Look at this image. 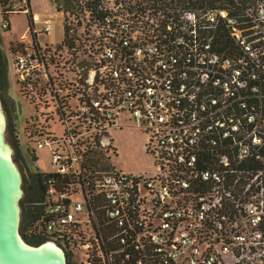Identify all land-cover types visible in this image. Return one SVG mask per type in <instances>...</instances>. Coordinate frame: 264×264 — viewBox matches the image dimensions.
<instances>
[{
    "label": "built area",
    "instance_id": "built-area-1",
    "mask_svg": "<svg viewBox=\"0 0 264 264\" xmlns=\"http://www.w3.org/2000/svg\"><path fill=\"white\" fill-rule=\"evenodd\" d=\"M51 2L57 44L30 0H0V32L27 17L9 46L27 154L50 152L24 234L67 264H264V0ZM126 123L151 171L111 163Z\"/></svg>",
    "mask_w": 264,
    "mask_h": 264
},
{
    "label": "rangeland",
    "instance_id": "rangeland-1",
    "mask_svg": "<svg viewBox=\"0 0 264 264\" xmlns=\"http://www.w3.org/2000/svg\"><path fill=\"white\" fill-rule=\"evenodd\" d=\"M42 1H44L45 4H49V0ZM13 20L15 22L13 29L16 30V33L22 34L27 26L26 15H15ZM44 21H50L52 23V30L50 31L49 35L41 37L40 41L46 42L48 44L60 43L63 40L61 17L59 15H54L53 13V15H49V17L47 15L44 18ZM19 38V36H14L13 33L5 34L0 32V54H2L7 61L9 82V88L2 96H0V101L6 117L7 126L9 124V118L11 121V129L8 130L6 127L5 137L7 143L12 148L13 160L21 172L22 179L23 175H26L27 173V178L30 180L31 173H33L32 170L38 169L41 172H48L50 170V152L47 148L37 150L36 163L27 154V148H29V146L26 141L24 129L28 125V118L33 113V111L27 105L19 92L15 81L11 56L9 53L10 41L15 42L16 40H19ZM5 106L8 108V111L5 110ZM14 126H16V130L18 132H15ZM110 135L112 136L114 146L118 152V156L116 157L114 155H110L111 163H113L117 169L130 173L151 171L152 161L145 154L143 148L146 138L144 133L138 127H136V125L126 123L121 130H111Z\"/></svg>",
    "mask_w": 264,
    "mask_h": 264
},
{
    "label": "water",
    "instance_id": "water-1",
    "mask_svg": "<svg viewBox=\"0 0 264 264\" xmlns=\"http://www.w3.org/2000/svg\"><path fill=\"white\" fill-rule=\"evenodd\" d=\"M13 164L16 168L0 155V264H67L65 253L54 244L33 245L22 236L23 179Z\"/></svg>",
    "mask_w": 264,
    "mask_h": 264
},
{
    "label": "trees",
    "instance_id": "trees-1",
    "mask_svg": "<svg viewBox=\"0 0 264 264\" xmlns=\"http://www.w3.org/2000/svg\"><path fill=\"white\" fill-rule=\"evenodd\" d=\"M154 4L157 3H163L165 0H152ZM9 88V82H8V66L6 58L0 54V96H2ZM5 110L8 111V108L5 106ZM9 124L7 126V129H11V121L9 118ZM18 146V145H17ZM18 148V147H17ZM31 179L28 180L27 176L23 175V190H24V196L21 199L20 205H21V227L20 231L22 236L28 241L29 243L33 245H39L44 240H31L29 239L25 234L24 230L25 227L35 220L38 216V213L35 212V210L31 207L34 206L40 202L43 199L44 196V190L41 184V179L38 174H32ZM31 206L29 207V205Z\"/></svg>",
    "mask_w": 264,
    "mask_h": 264
},
{
    "label": "crops",
    "instance_id": "crops-1",
    "mask_svg": "<svg viewBox=\"0 0 264 264\" xmlns=\"http://www.w3.org/2000/svg\"><path fill=\"white\" fill-rule=\"evenodd\" d=\"M30 5L35 24H41L42 22H44V18L47 15L48 17L49 15L51 16V14L53 15V13L51 12V0H49V4H45V2L42 0H30ZM13 26H15L14 20H12V33L16 37L20 36L21 34L16 33V30L13 29Z\"/></svg>",
    "mask_w": 264,
    "mask_h": 264
},
{
    "label": "bare ground",
    "instance_id": "bare-ground-1",
    "mask_svg": "<svg viewBox=\"0 0 264 264\" xmlns=\"http://www.w3.org/2000/svg\"><path fill=\"white\" fill-rule=\"evenodd\" d=\"M6 127H7V122H6V117L5 114L3 112L1 103H0V136H4V133L6 131ZM5 138V136H4ZM13 151L12 148L9 146V144L7 143L6 140L1 141L0 139V155L5 158L10 164H12V166L14 168H16L15 164H13ZM51 248V247H50ZM53 249V248H52Z\"/></svg>",
    "mask_w": 264,
    "mask_h": 264
}]
</instances>
